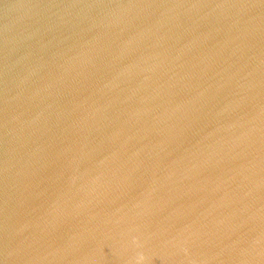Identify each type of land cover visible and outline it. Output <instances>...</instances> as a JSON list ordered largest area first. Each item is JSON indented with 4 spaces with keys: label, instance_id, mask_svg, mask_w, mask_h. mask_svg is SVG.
I'll return each instance as SVG.
<instances>
[{
    "label": "water",
    "instance_id": "1",
    "mask_svg": "<svg viewBox=\"0 0 264 264\" xmlns=\"http://www.w3.org/2000/svg\"><path fill=\"white\" fill-rule=\"evenodd\" d=\"M0 264H264V0H0Z\"/></svg>",
    "mask_w": 264,
    "mask_h": 264
}]
</instances>
